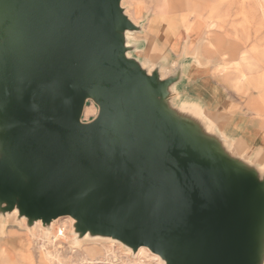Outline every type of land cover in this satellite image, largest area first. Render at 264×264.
I'll return each mask as SVG.
<instances>
[{"label":"water","instance_id":"water-1","mask_svg":"<svg viewBox=\"0 0 264 264\" xmlns=\"http://www.w3.org/2000/svg\"><path fill=\"white\" fill-rule=\"evenodd\" d=\"M0 26L4 213L71 216L165 264H262L264 180L128 56L121 0H0Z\"/></svg>","mask_w":264,"mask_h":264},{"label":"rangeland","instance_id":"rangeland-1","mask_svg":"<svg viewBox=\"0 0 264 264\" xmlns=\"http://www.w3.org/2000/svg\"><path fill=\"white\" fill-rule=\"evenodd\" d=\"M121 7L135 25L143 27V32L137 37L149 40L152 46L145 54L153 50L155 44L161 43L166 34L169 41L162 45L165 48L162 53L171 54L173 67L182 58H195L198 53L200 62L194 63L200 69L196 67V77L204 80L197 87L199 92H205L211 100L215 91L220 89L228 98L238 100L237 112L244 114L257 128L250 134L254 135L256 130L264 140V56L259 62L253 58L252 52V49L264 51V0H121ZM191 27L192 32L189 30ZM131 32H125L126 37ZM245 56L249 62L242 61ZM239 62L246 78L237 88L235 82L240 75L236 68ZM205 74L213 75L214 81L205 78ZM93 103L92 99L86 103L83 122H91L98 116L99 107L96 109ZM11 225L14 226L11 228L28 234L29 238L28 244L10 237L5 241L0 233V247L9 248V255L5 257L8 264H161L147 249H141L133 258L132 252L125 251L121 245L104 240L96 244L89 240L81 248L71 249L69 229H65L70 226L68 218L59 221L51 242L43 238L41 229L34 238L22 225L15 222ZM88 234L92 238L100 236ZM90 247L100 248L89 250ZM20 251H24L23 256ZM85 252L90 258L101 256L103 261L90 263L84 257ZM25 253L30 255V259H26Z\"/></svg>","mask_w":264,"mask_h":264},{"label":"crops","instance_id":"crops-1","mask_svg":"<svg viewBox=\"0 0 264 264\" xmlns=\"http://www.w3.org/2000/svg\"><path fill=\"white\" fill-rule=\"evenodd\" d=\"M138 27V30L130 33L133 35V38H129L127 35L126 44L130 47L128 56L137 60L149 74L158 72L162 80L173 78L174 81L170 87L171 95L168 101L169 105L176 110L180 116L198 124L203 131L205 130L211 137H214L220 142L230 157L255 170L260 178L264 180L263 135L254 130V135L251 137L249 136L250 132L257 128L250 123L251 120H247L244 114L237 112V107L240 105L238 100L228 98L220 89L215 91V97L211 100L206 97L207 94L205 92H199L197 87L204 80L201 81V79H197L196 76H198V74L195 71H197L196 67L200 69V66L194 63L195 58L186 57L179 60L178 64L173 67V61L170 60L171 54L169 56L168 52L165 54L162 53L165 49L162 48V45H167L166 41H169L167 40L168 35L165 32L164 34L166 35L162 38V42L155 44V48L153 46L154 51L151 50L145 54V51L150 50L152 46L149 40H141L137 37V34L143 32V27L140 25ZM165 28L167 32L168 29L167 27ZM171 66L173 68H171ZM203 76L213 81L215 78L210 74H205ZM177 96L180 98L179 103L175 101ZM205 109H209L212 113L220 112L224 117L223 127H221L218 122H214L212 130H208L205 126L207 121V116L204 114ZM256 155L261 158L257 159ZM261 160L263 162H261ZM12 229L13 228L7 229L3 240L6 241L10 237L28 244V234L19 232L18 228ZM36 241L35 245H38ZM93 248L100 247H90L89 250ZM153 258L155 260L158 259L156 256ZM262 264H264V256Z\"/></svg>","mask_w":264,"mask_h":264},{"label":"bare ground","instance_id":"bare-ground-1","mask_svg":"<svg viewBox=\"0 0 264 264\" xmlns=\"http://www.w3.org/2000/svg\"><path fill=\"white\" fill-rule=\"evenodd\" d=\"M190 32H192L193 28H189ZM2 33L1 30V26H0V34ZM129 38H133V35L129 34L128 35ZM254 56L253 58L255 60L259 59V62L262 61V59L260 60V58L262 57V55L264 56V51L263 50H256V49H252ZM257 53V54H256ZM256 54V55H255ZM198 53L195 54V62H200L199 57H198ZM250 59H248V56H245L244 58H242V61H248L249 62ZM177 62L175 61L174 64H176ZM241 62H239V66L236 68L237 71L239 72L240 77H238L236 79L235 82V86L238 88L240 86V82L244 81L246 78V74L243 70L240 69L241 66ZM180 98L177 96V98L175 99V101L177 103H179ZM88 102V101H87ZM93 105L96 107L97 109V105L96 103H93ZM87 107H85L84 110V114L86 112ZM204 114L207 116V121L205 123V126L208 130H212V125L214 124V122H218L220 124L221 127H223L224 124V117L222 116V114L220 112L217 113H212V111H209V109H205L204 110ZM250 137L252 136L251 134L249 135ZM257 159H260L261 157H258L256 155ZM260 161V160H259ZM261 162H263L261 160ZM3 209L0 207V233L5 236L7 229L14 227L13 225H11L12 223H18L20 225H22L23 227H25L27 230H29L33 235L34 238H36V232L41 229L42 230V236L44 239H46L47 242H51L53 240V237L55 235V227L59 224V221L63 218H68L70 219V226H67V228L65 229H69L68 230V236L71 238V249H75V248H81L83 245H85V243L89 240H93L96 243L104 240L107 243L110 244H118L121 245L122 248L125 251H130L132 252V256L133 258H136L139 254V252L141 251V249H147L152 255L156 256L159 260V262L161 264L165 263V260L158 254L154 253L153 251H151L149 248L147 247H139L137 250H134L132 247L126 245L124 242H122L121 240H118L116 238L110 237V236H95V237H90V235L88 234V232L86 233H81L78 232L75 228V224H76V220L71 217V216H65V217H59L56 219L51 220V222L49 223V225L45 224L42 220L40 219H31V218H27L25 216H21L19 214V211L17 209H14L11 212H6L4 213L2 211ZM67 220V219H65ZM14 236V235H13ZM8 238V237H7ZM93 242V243H94ZM8 245V244H7ZM22 245V244H21ZM24 246V245H22ZM21 252V251H20ZM88 252V251H87ZM100 252V251H99ZM24 251L21 252V256H23ZM26 254V253H25ZM104 254V252H103ZM0 255L2 260H0V264H8V261L6 260L5 257H7L9 255V248H7L6 246L0 247ZM26 259H30V255H25ZM84 257L87 258V261H89L90 263H100L102 262V258L100 257H96V258H90L89 255L85 252L84 253Z\"/></svg>","mask_w":264,"mask_h":264}]
</instances>
